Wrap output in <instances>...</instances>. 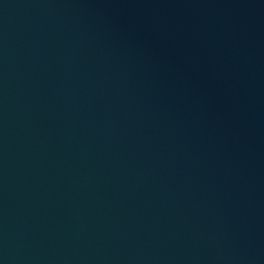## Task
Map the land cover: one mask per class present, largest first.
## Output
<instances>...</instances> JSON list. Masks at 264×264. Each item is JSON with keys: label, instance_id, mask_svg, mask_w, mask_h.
Instances as JSON below:
<instances>
[{"label": "water", "instance_id": "water-1", "mask_svg": "<svg viewBox=\"0 0 264 264\" xmlns=\"http://www.w3.org/2000/svg\"><path fill=\"white\" fill-rule=\"evenodd\" d=\"M0 264H264V0H0Z\"/></svg>", "mask_w": 264, "mask_h": 264}]
</instances>
